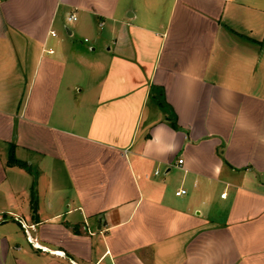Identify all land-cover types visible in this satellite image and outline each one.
<instances>
[{"label": "crops", "instance_id": "obj_1", "mask_svg": "<svg viewBox=\"0 0 264 264\" xmlns=\"http://www.w3.org/2000/svg\"><path fill=\"white\" fill-rule=\"evenodd\" d=\"M73 261L264 264V0H0V264Z\"/></svg>", "mask_w": 264, "mask_h": 264}, {"label": "built area", "instance_id": "obj_2", "mask_svg": "<svg viewBox=\"0 0 264 264\" xmlns=\"http://www.w3.org/2000/svg\"><path fill=\"white\" fill-rule=\"evenodd\" d=\"M76 19H77V17H76L75 14L71 15L70 20H76ZM52 34H53V35H56L55 31H53ZM179 163L182 164V163H183V159H180V160H179ZM186 193H187V191H186L185 189H182V190H179V191L176 192V194H177L178 196H180V195H184V194H186ZM222 197H226V193H224V194L222 195ZM42 249H43V250H46L47 248L42 247ZM73 263H74V264H78V263H76L75 261H73Z\"/></svg>", "mask_w": 264, "mask_h": 264}, {"label": "trees", "instance_id": "obj_3", "mask_svg": "<svg viewBox=\"0 0 264 264\" xmlns=\"http://www.w3.org/2000/svg\"><path fill=\"white\" fill-rule=\"evenodd\" d=\"M15 160V159H14Z\"/></svg>", "mask_w": 264, "mask_h": 264}]
</instances>
